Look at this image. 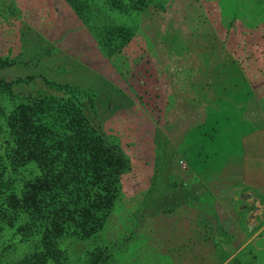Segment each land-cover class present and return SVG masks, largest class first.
Masks as SVG:
<instances>
[{
	"label": "rangeland",
	"instance_id": "rangeland-1",
	"mask_svg": "<svg viewBox=\"0 0 264 264\" xmlns=\"http://www.w3.org/2000/svg\"><path fill=\"white\" fill-rule=\"evenodd\" d=\"M107 2L90 1L85 21L66 0H0V58L12 64L5 79H28L22 96L0 95V153L6 116L27 101L32 85L51 92L50 81L77 88L107 144L120 145L129 163L103 230L87 239L62 238L64 259L54 264H90L97 251L107 264H219L220 243L241 245L223 264L239 255L243 264L248 258L257 264L253 256L264 264L263 118L243 137L244 156L228 170L220 165L229 144L233 152L240 145L232 134L241 136L240 107L258 105L248 113L252 122L264 117V0H155L145 12ZM103 27L127 28L133 40L108 58L94 36ZM207 66L223 68L217 78L207 77L216 92L232 67L227 88L244 73L254 91L244 85L227 96L234 100L227 114L211 117L215 134L212 124H200L206 113L189 103L190 85L201 83ZM229 115L224 133L218 120L225 127ZM31 167L12 175L18 189L37 173ZM220 173L235 176L226 185L236 191L230 197L221 196L218 179H205ZM27 246L7 220L0 222V264H15Z\"/></svg>",
	"mask_w": 264,
	"mask_h": 264
},
{
	"label": "trees",
	"instance_id": "trees-1",
	"mask_svg": "<svg viewBox=\"0 0 264 264\" xmlns=\"http://www.w3.org/2000/svg\"><path fill=\"white\" fill-rule=\"evenodd\" d=\"M66 1L86 21V9L92 0ZM107 1L114 9L124 11L145 12L150 6L155 5V0ZM98 32V35H94L97 44L102 53L108 54V58L115 57L134 37L133 33L124 27H103ZM208 57L209 55H205L201 58L206 61ZM11 67V63L0 58V95L7 94L16 98L25 92L28 79L11 81L5 79L6 70ZM232 68L224 69L225 79L217 85L219 92H216V81L213 79L215 81L213 82L212 78L222 74L223 68L214 66H207L206 77L200 76L202 84L190 85V93L188 92L191 106L209 114V116L205 114L204 121L200 124L203 128L212 124L213 127L210 129L214 134L218 132V127L216 129L211 117L219 113L227 114L225 106L228 107V103L230 106L234 101L227 96L233 93L237 95V87L240 86L242 90L244 85L249 88L251 95L254 94L252 84L244 73L239 77V81L236 79V83L227 88L228 72ZM191 72L196 73L192 70L188 74ZM210 76L213 77L207 79ZM47 83L45 88L51 92L32 85V92L27 96V101L19 103L6 116L8 138L6 141L2 140L5 152L0 153V222L7 220L9 227L21 238L22 245L30 242V246L26 247L25 253L15 264L58 263L64 259V251L59 245L62 238L87 239L101 232L118 197L120 176L129 168L128 159L120 145L107 144L102 131L87 112L89 101L78 97L75 92L77 88L65 84L63 90L61 86ZM58 89L63 90L64 94L60 95ZM225 90H228L226 94ZM243 93L248 95L247 91ZM82 94L84 96L85 93ZM89 100L91 105L95 104L92 98ZM256 106L258 105L252 109ZM240 110L242 111L240 123H243L239 131L241 136L237 135L236 131L232 132L240 145L233 152L232 142L229 144L228 156L220 163L226 170L232 167L233 162L244 156L243 137L248 135L253 123L264 119L259 114L255 115L256 118L252 122L248 117L250 110H243L241 107ZM207 117L209 121H206ZM232 119L231 115L225 117V127L221 125V119L218 120L222 132H229ZM204 131L206 135L201 134L210 138L207 129ZM205 154L200 151L197 156L202 158ZM28 166H32V172L37 173L31 175L29 180L26 179L18 189L12 175ZM219 175V178L211 176L205 179L209 181L218 179L221 182V196L230 197L236 192L230 187L235 176L232 174L233 178L229 180L228 176L221 173ZM228 183L230 186L227 187ZM240 246L234 250L229 245L220 243L222 257L219 258V264L226 262ZM239 256L228 264H243L244 260L242 261V256ZM250 258L254 263L256 261L257 264H261L256 257ZM107 260L104 252L97 251L92 255L90 264H107ZM247 262L249 264V258Z\"/></svg>",
	"mask_w": 264,
	"mask_h": 264
},
{
	"label": "water",
	"instance_id": "water-1",
	"mask_svg": "<svg viewBox=\"0 0 264 264\" xmlns=\"http://www.w3.org/2000/svg\"><path fill=\"white\" fill-rule=\"evenodd\" d=\"M249 197H250L249 194H242V195H241V198H242V199H244V198H249ZM252 199H255V198H252ZM256 203H257V205H258L259 202L257 201Z\"/></svg>",
	"mask_w": 264,
	"mask_h": 264
},
{
	"label": "crops",
	"instance_id": "crops-1",
	"mask_svg": "<svg viewBox=\"0 0 264 264\" xmlns=\"http://www.w3.org/2000/svg\"><path fill=\"white\" fill-rule=\"evenodd\" d=\"M264 190H262L260 193H262ZM264 193V192H263ZM264 195V194H263Z\"/></svg>",
	"mask_w": 264,
	"mask_h": 264
}]
</instances>
